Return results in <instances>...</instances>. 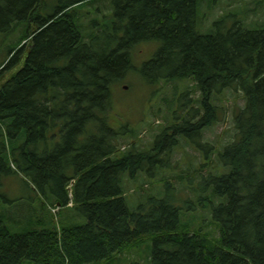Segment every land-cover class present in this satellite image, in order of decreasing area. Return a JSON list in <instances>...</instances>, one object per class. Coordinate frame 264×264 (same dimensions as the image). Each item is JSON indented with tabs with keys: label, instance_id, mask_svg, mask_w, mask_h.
I'll use <instances>...</instances> for the list:
<instances>
[{
	"label": "trees",
	"instance_id": "obj_1",
	"mask_svg": "<svg viewBox=\"0 0 264 264\" xmlns=\"http://www.w3.org/2000/svg\"><path fill=\"white\" fill-rule=\"evenodd\" d=\"M105 3L109 13L99 7ZM48 4L0 0V31L21 30L0 62V77L21 64L0 85V190L18 172L41 200L37 208L15 205V217L3 208L15 200L0 191V264H119L146 243L149 264H264V22L248 27L246 10L231 26L220 19L203 33L197 0ZM90 4L102 16L85 22ZM144 41L160 43L139 69L148 84L188 77L194 84L150 148L122 149V137L137 134L113 121V95ZM229 89L245 101L234 112L236 136L219 153L229 171L205 180L223 198L212 207L219 235L182 224L183 207L169 196L131 209L123 175L171 167L180 135L213 153L203 134L223 114L212 99Z\"/></svg>",
	"mask_w": 264,
	"mask_h": 264
},
{
	"label": "rangeland",
	"instance_id": "obj_2",
	"mask_svg": "<svg viewBox=\"0 0 264 264\" xmlns=\"http://www.w3.org/2000/svg\"><path fill=\"white\" fill-rule=\"evenodd\" d=\"M45 1L52 10L60 0ZM96 5L83 7L85 16L83 21L87 22L92 17L102 16V12H95ZM99 7L106 13L110 12L109 3L101 4ZM246 10L248 27L253 28L256 27V23L264 22V0H197V29L203 33L211 32L215 28V22L220 19H224L226 25L231 26L235 19L233 14L245 16ZM20 33L21 30L7 36L0 31V62L8 57V48L20 37ZM159 45L158 41L139 42L133 50L134 67L115 87L113 121L115 124H124L128 134L132 128L137 134L136 137L123 136L122 149L129 148L130 143L136 148H150L154 137L173 122L174 110L183 101L182 95L192 89L194 84L192 78L188 77L152 85L141 77L139 72L141 65L153 57ZM20 66L21 64L14 65L6 70L0 77V85L15 74ZM192 94L197 98L199 90H193ZM212 101L222 108L223 111H219V115L222 112L223 114L221 120L204 130V140L214 145L213 153L209 157L197 150L184 135H180V142L173 152L171 167L160 169L154 176L141 171L136 178H131L126 173L123 175L122 185L131 209H135L140 203H145L151 196H169L175 204L183 207L182 224H187L193 231L210 232L215 237L219 235V230L212 214V207L223 198L214 196L213 186L207 187L205 180L210 175H220L229 171V167L220 161L219 153L225 144L235 138L234 112L243 106L245 101L242 92L234 89L226 90L223 95H217ZM0 191L15 200L12 203H4L3 208H7L8 211L15 205L22 208L30 204L33 208H37L41 204L39 193L27 183L26 177L18 172L3 178ZM185 202L193 203L195 208L185 209L183 206ZM71 210L73 209L67 208L63 212ZM44 214L47 216L46 211ZM9 215L16 217V211H9ZM8 225L16 232L10 221ZM147 249L149 250L147 243L142 244L140 250L135 254L131 252L126 255L128 260H123L119 264H149Z\"/></svg>",
	"mask_w": 264,
	"mask_h": 264
},
{
	"label": "bare ground",
	"instance_id": "obj_3",
	"mask_svg": "<svg viewBox=\"0 0 264 264\" xmlns=\"http://www.w3.org/2000/svg\"><path fill=\"white\" fill-rule=\"evenodd\" d=\"M115 31V30H114ZM165 46V45H164ZM170 57V56H169ZM161 60V59H160ZM160 66V65H159ZM43 106V105H42ZM50 117V116H49ZM72 126V125H71ZM39 223V222H38ZM42 223V222H41Z\"/></svg>",
	"mask_w": 264,
	"mask_h": 264
}]
</instances>
